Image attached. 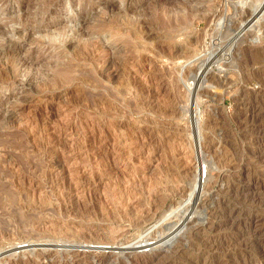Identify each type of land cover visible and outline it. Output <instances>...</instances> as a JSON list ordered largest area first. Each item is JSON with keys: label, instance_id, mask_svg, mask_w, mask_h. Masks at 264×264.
I'll return each mask as SVG.
<instances>
[{"label": "rangeland", "instance_id": "1", "mask_svg": "<svg viewBox=\"0 0 264 264\" xmlns=\"http://www.w3.org/2000/svg\"><path fill=\"white\" fill-rule=\"evenodd\" d=\"M263 54L264 0H0V264H264Z\"/></svg>", "mask_w": 264, "mask_h": 264}, {"label": "bare ground", "instance_id": "2", "mask_svg": "<svg viewBox=\"0 0 264 264\" xmlns=\"http://www.w3.org/2000/svg\"><path fill=\"white\" fill-rule=\"evenodd\" d=\"M174 6V5H173ZM193 7H189L186 4H183V7H177L175 10H172L170 8L164 7L166 10V18H165V24L172 25L175 22L179 24H189L190 19L193 16H196ZM213 16V15H212ZM194 18V17H193ZM211 18V17H210ZM191 22V21H190ZM57 35V34H56ZM55 35V36H56ZM263 49V48H262ZM259 52V51H258ZM262 52V51H261ZM258 55V54H257ZM261 55V54H260ZM264 55V54H263ZM262 56V55H261ZM204 168V167H203ZM196 194V193H195ZM194 194V195H195ZM197 195V194H196ZM195 197V196H194ZM197 197V196H196ZM195 197V198H196ZM200 198V197H199ZM196 203V202H195ZM199 203V202H198ZM197 203V204H198ZM195 205V204H194ZM97 246V245H96Z\"/></svg>", "mask_w": 264, "mask_h": 264}]
</instances>
